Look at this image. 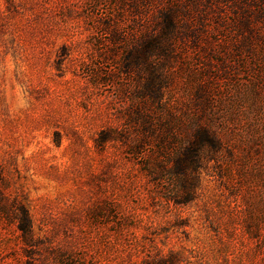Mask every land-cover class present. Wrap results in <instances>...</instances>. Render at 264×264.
I'll use <instances>...</instances> for the list:
<instances>
[{"label": "rangeland", "instance_id": "obj_1", "mask_svg": "<svg viewBox=\"0 0 264 264\" xmlns=\"http://www.w3.org/2000/svg\"><path fill=\"white\" fill-rule=\"evenodd\" d=\"M191 1H160L197 39L153 61L165 89L146 107L119 0H0V264H264V48L236 30L264 40V0ZM138 117L169 147L138 148ZM206 120L220 150L181 179Z\"/></svg>", "mask_w": 264, "mask_h": 264}, {"label": "trees", "instance_id": "obj_2", "mask_svg": "<svg viewBox=\"0 0 264 264\" xmlns=\"http://www.w3.org/2000/svg\"><path fill=\"white\" fill-rule=\"evenodd\" d=\"M160 1L119 0L120 6H118V8H121V11L128 12L131 17L136 19L137 28L134 31L139 33L138 38L133 40L132 46L128 48L123 57V72L134 74V70H137L140 75L145 73V75L149 74V76L154 77L152 83L146 85L142 91L146 107L159 106L165 89L163 82L155 76L156 69L152 68L153 61L169 62L172 59V53L176 49V45L183 42V39L188 35L189 29L186 24V15L179 6H163V3L161 2L160 4ZM156 4L160 5L156 7ZM190 4V8H193L194 4L191 0ZM154 9H156L155 13L153 12ZM109 27L111 26L107 24V28ZM254 27L256 26L242 22L236 28L239 34H243L246 31L250 35L248 39L244 38L243 42H240L242 44L247 43V48L250 50L253 49L256 42L263 44L264 48V40L260 39L258 33L253 34ZM103 28L106 30V26ZM190 30V37L196 40L197 37L195 32L192 31V26ZM111 33L114 34L115 32ZM118 39L116 38L114 42ZM133 123L137 129V137L142 138L137 143L138 148L148 145L150 141L158 142L165 149L169 147L170 143L168 144L165 138L159 134L158 128L153 123L145 121L142 117L133 118ZM210 126L211 123L206 120V122L197 125L192 130L189 139L192 150L189 151L188 155L186 154L183 165L174 172V175L181 177V179L185 176L196 175L202 163L209 160L213 153L220 150V145L215 142L213 133L210 131ZM180 186L186 189L184 185ZM13 214L20 238L24 244H29L32 239V232L27 209L18 203ZM168 261L169 259H160L146 262L145 264H172V262Z\"/></svg>", "mask_w": 264, "mask_h": 264}]
</instances>
